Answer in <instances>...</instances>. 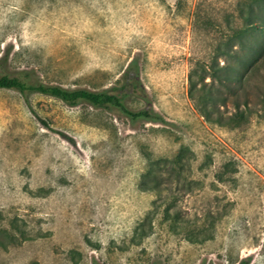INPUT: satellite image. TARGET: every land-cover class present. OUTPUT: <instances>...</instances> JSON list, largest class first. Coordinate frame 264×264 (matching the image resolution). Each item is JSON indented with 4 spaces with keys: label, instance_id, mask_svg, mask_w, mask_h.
I'll use <instances>...</instances> for the list:
<instances>
[{
    "label": "rangeland",
    "instance_id": "rangeland-1",
    "mask_svg": "<svg viewBox=\"0 0 264 264\" xmlns=\"http://www.w3.org/2000/svg\"><path fill=\"white\" fill-rule=\"evenodd\" d=\"M248 15L264 3L0 0V77L109 91L164 120L0 89V264H264V38L240 51L233 35ZM231 50L253 106L239 126L201 111L204 92L232 111L215 75Z\"/></svg>",
    "mask_w": 264,
    "mask_h": 264
},
{
    "label": "trees",
    "instance_id": "trees-1",
    "mask_svg": "<svg viewBox=\"0 0 264 264\" xmlns=\"http://www.w3.org/2000/svg\"><path fill=\"white\" fill-rule=\"evenodd\" d=\"M254 2L264 3V0H254ZM250 15V14H249ZM248 15V16H249ZM245 19V25L234 32V37H239L242 41L240 51H243L245 48H248L247 38L251 35H255L258 39L264 38V18H258L259 22H256L257 16L248 17ZM240 51L231 50L227 52L228 60L222 65V67L215 70V75L220 78V83L225 85L226 89H230V95L235 97L234 102H232V111L223 112L218 106L227 107L229 102L225 98H215L214 95H210L207 92H204L200 101L205 104L201 111L204 113L205 118L208 122L217 123L219 125H241L253 112V106L249 102H240L236 94V74L237 68L231 65L228 61H236L237 63H242V54ZM264 54V52H263ZM264 55H261V58ZM4 60V59H2ZM3 62V61H1ZM254 69H258L259 65H255ZM230 71V76H221L220 71ZM229 79V83H226V80ZM206 77L202 78V87L205 88L208 84L205 81ZM0 89H14L21 93L26 92H38L41 94L49 95L55 98H58L65 103L76 106L80 103H88L95 108H114L124 114L132 122L139 120H145L148 122H164L163 118L152 108H145L141 110H132L130 109L125 101L124 97L120 94L112 93L109 91H90L86 89H66L60 86L53 85H44V84H30L20 77H11L9 75H3L0 77ZM126 89H128L129 94L137 95L143 99H146L145 89L142 84L136 79L128 77L126 79ZM194 82L191 80V90L190 96L194 97ZM212 102L209 104L208 102ZM216 104V105H215ZM45 125L47 123L43 121ZM170 214V213H168ZM174 218L177 221H180V216L177 215ZM239 264H248L247 261H242Z\"/></svg>",
    "mask_w": 264,
    "mask_h": 264
}]
</instances>
